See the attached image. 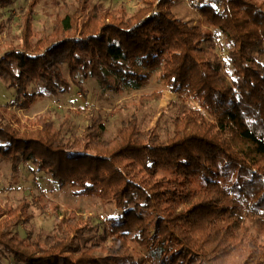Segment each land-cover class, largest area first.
Instances as JSON below:
<instances>
[{"label": "trees", "instance_id": "1", "mask_svg": "<svg viewBox=\"0 0 264 264\" xmlns=\"http://www.w3.org/2000/svg\"><path fill=\"white\" fill-rule=\"evenodd\" d=\"M190 1L206 26L179 18L177 0H138L133 12L74 0L42 36L34 28L40 0L30 1L21 43L0 57V81L25 107L72 83L85 91L80 77L137 90L155 74L199 106L184 99L165 133L160 123L144 128L133 113L110 138L101 115L82 137H65L46 113L27 123L0 120V164L18 171L32 163L59 188L123 212L103 231L92 216L68 214L62 234L27 237L17 228L34 219L33 203L5 205L0 252L17 264H191L196 257L227 264L237 255L242 264H264V235L245 225L246 217L264 225V0ZM14 2L0 0V9ZM31 83L39 86L32 93Z\"/></svg>", "mask_w": 264, "mask_h": 264}, {"label": "rangeland", "instance_id": "2", "mask_svg": "<svg viewBox=\"0 0 264 264\" xmlns=\"http://www.w3.org/2000/svg\"><path fill=\"white\" fill-rule=\"evenodd\" d=\"M31 0H15L6 9H0V57L7 52L11 45L21 43L22 15L27 10ZM74 0H40L34 19V28L38 36L48 33L58 15L72 9ZM102 9L118 7L125 4L129 12H133L138 0H91ZM174 10L176 15L194 25L200 23L206 26L200 12L190 0H177ZM220 43L222 40L217 38ZM220 54L225 55V48H220ZM225 58V57H223ZM229 68L226 66L224 72ZM83 81L85 91L76 83H72L67 92L48 95L38 99L25 107L24 98H19L16 90L9 87L5 81H0V120L21 123L34 120L41 113L49 114L58 126H62L65 137L84 135L85 127L93 117L99 115L107 118L105 136L112 137L122 121L136 113L144 128H152L160 123V130L165 133L172 127L171 118L178 112L185 98L179 97L166 88L155 74L152 80L137 90H117L103 87L100 81L90 75L79 78ZM39 86L29 85V91L35 92ZM152 92H162L163 97L145 100L143 96ZM12 100L15 103L12 104ZM188 106L198 107L197 101L185 99ZM88 141L82 139V150H87ZM24 200L33 204L31 211L34 219L27 225H20L17 229L22 236L36 237L40 233L62 234V218L68 214L92 216L93 224H99L101 231L105 226L123 216V212L114 204H105L95 197L75 195L71 188H59L48 174L37 169L32 163H20L18 171H13L9 161L2 159L0 164V207L5 205L17 206ZM246 229L249 232L264 235V225L255 217H246ZM108 243L110 240L108 239ZM106 242V243H107ZM143 254L146 251L143 249ZM96 253L106 257V250L100 248ZM243 255L232 257L227 264H242ZM0 264H17L11 255L0 252ZM146 264H158L150 260ZM191 264H208L202 258L196 257Z\"/></svg>", "mask_w": 264, "mask_h": 264}, {"label": "built area", "instance_id": "3", "mask_svg": "<svg viewBox=\"0 0 264 264\" xmlns=\"http://www.w3.org/2000/svg\"><path fill=\"white\" fill-rule=\"evenodd\" d=\"M11 102H12V104H14L15 103V100H12Z\"/></svg>", "mask_w": 264, "mask_h": 264}]
</instances>
